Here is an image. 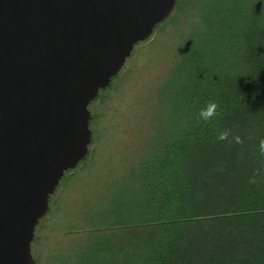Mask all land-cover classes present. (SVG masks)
I'll use <instances>...</instances> for the list:
<instances>
[{
	"label": "trees",
	"instance_id": "obj_1",
	"mask_svg": "<svg viewBox=\"0 0 264 264\" xmlns=\"http://www.w3.org/2000/svg\"><path fill=\"white\" fill-rule=\"evenodd\" d=\"M185 1L177 0L174 10L184 12ZM197 1L200 22L184 31L197 26V33L173 70L181 79L172 97L176 107L182 104L181 131L133 168V192L97 207L98 223L90 227L81 218L95 243L108 247L110 237L123 239L120 260L104 252L101 264H264V7L232 17L239 0ZM190 5L196 12L195 2ZM210 101L218 114L205 122L199 112ZM224 131L228 138L218 140ZM88 157L89 151L77 168Z\"/></svg>",
	"mask_w": 264,
	"mask_h": 264
},
{
	"label": "water",
	"instance_id": "obj_2",
	"mask_svg": "<svg viewBox=\"0 0 264 264\" xmlns=\"http://www.w3.org/2000/svg\"><path fill=\"white\" fill-rule=\"evenodd\" d=\"M177 0H0V264H34L49 199L91 144L89 105Z\"/></svg>",
	"mask_w": 264,
	"mask_h": 264
},
{
	"label": "rangeland",
	"instance_id": "obj_3",
	"mask_svg": "<svg viewBox=\"0 0 264 264\" xmlns=\"http://www.w3.org/2000/svg\"><path fill=\"white\" fill-rule=\"evenodd\" d=\"M193 2L196 12L188 8ZM259 3L264 7V0H239L230 16L241 10L250 14ZM183 5L186 12L173 10L149 39L135 46L120 73L89 105V157L60 181L53 213L39 222L34 235V264H101L104 252L109 260L123 256L122 238L110 237L108 247L97 244L98 238L93 240L83 229L81 218L87 217L90 227L98 223L97 207L109 208L133 192L138 186L131 176L133 168L163 146L160 140L181 131L182 104L176 107L172 100L181 79L173 70L182 47L197 33V26L189 34L184 31L200 22L202 3L187 0Z\"/></svg>",
	"mask_w": 264,
	"mask_h": 264
},
{
	"label": "clouds",
	"instance_id": "obj_4",
	"mask_svg": "<svg viewBox=\"0 0 264 264\" xmlns=\"http://www.w3.org/2000/svg\"><path fill=\"white\" fill-rule=\"evenodd\" d=\"M217 108H218V104L216 102H214V101L208 102L206 107H204V108H202L200 110L199 118L204 120L205 122L210 121L214 116H216L218 114L217 111H216ZM229 134L230 133L228 131L221 132L218 135L217 139L221 140V141H224V140H226L228 138ZM234 139H235V142L238 143V144H242L243 143V140L239 136H236ZM259 152H260L261 156H264V138L259 140ZM250 182L254 183L255 181L252 180Z\"/></svg>",
	"mask_w": 264,
	"mask_h": 264
},
{
	"label": "flooded vegetation",
	"instance_id": "obj_5",
	"mask_svg": "<svg viewBox=\"0 0 264 264\" xmlns=\"http://www.w3.org/2000/svg\"><path fill=\"white\" fill-rule=\"evenodd\" d=\"M91 118H92V115H91ZM91 121V120H90Z\"/></svg>",
	"mask_w": 264,
	"mask_h": 264
}]
</instances>
